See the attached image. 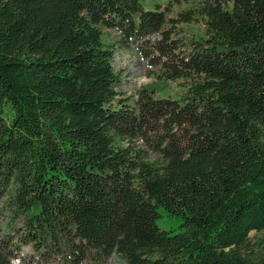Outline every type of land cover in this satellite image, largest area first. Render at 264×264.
<instances>
[{"label":"trees","instance_id":"1","mask_svg":"<svg viewBox=\"0 0 264 264\" xmlns=\"http://www.w3.org/2000/svg\"><path fill=\"white\" fill-rule=\"evenodd\" d=\"M153 1L0 0V264H264V0Z\"/></svg>","mask_w":264,"mask_h":264},{"label":"rangeland","instance_id":"2","mask_svg":"<svg viewBox=\"0 0 264 264\" xmlns=\"http://www.w3.org/2000/svg\"><path fill=\"white\" fill-rule=\"evenodd\" d=\"M181 4L173 8L172 13L168 18L175 19L177 15L183 11H188L191 7L198 4V0H180ZM167 0H154L153 3L165 4ZM148 5H151L149 3ZM186 37L200 36L202 35L204 29L202 23L199 24H188L183 25ZM103 40L106 43L114 44L118 41V35L114 31L102 30ZM113 66L116 71H123V85L122 92L127 96H133L136 99L137 92L142 88L153 89L155 91L156 97L163 98H173L178 99L182 97L185 93V88L180 87V82H167L160 81L156 79V76L160 73L159 69L149 68L145 61L138 58L131 49H120L118 48ZM157 160L154 155L149 156V161L153 162ZM9 218L4 209H2V203L0 204V237L8 232L9 230ZM157 225L162 230H170L176 228L177 224L168 222L166 219H158ZM176 230V229H175ZM250 241L252 243V248L255 252L259 251L262 234H256L251 232L249 234ZM25 254L31 253L28 247L23 249ZM13 264H18L17 261H13ZM106 264H126L118 256L113 255Z\"/></svg>","mask_w":264,"mask_h":264}]
</instances>
